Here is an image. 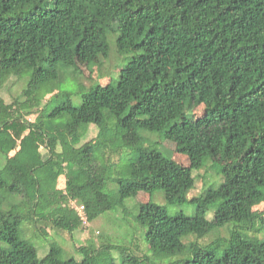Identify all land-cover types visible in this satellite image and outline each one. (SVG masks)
Returning a JSON list of instances; mask_svg holds the SVG:
<instances>
[{
  "label": "trees",
  "instance_id": "obj_1",
  "mask_svg": "<svg viewBox=\"0 0 264 264\" xmlns=\"http://www.w3.org/2000/svg\"><path fill=\"white\" fill-rule=\"evenodd\" d=\"M111 33L119 53H137L116 82L93 85L80 105L41 111L35 122L13 118V108L28 112L38 92L54 89L59 64L80 74L78 61L100 64ZM0 55V151L7 158L0 189L24 196L31 212L5 209L0 199V238L9 245L0 249V264H160L177 257L169 264H264V210L255 209L264 204V0H0ZM12 75L36 83L17 108L1 96ZM200 106L204 113L194 117ZM91 125L98 135L82 144ZM144 132L157 133L162 144L174 141L190 165L165 155ZM124 150L135 154L121 163ZM207 163L220 178L188 199L194 170ZM113 170L117 195L105 190ZM62 175L65 191L54 188ZM138 191L150 195L136 220L151 260L118 247L128 255L117 263L116 246L91 241L78 247L82 260L65 258L56 245L39 258L34 243L20 237L24 217L72 234L84 219L71 201L93 221ZM159 191L167 205L193 203L196 214L156 211ZM226 226L227 238L188 242Z\"/></svg>",
  "mask_w": 264,
  "mask_h": 264
},
{
  "label": "rangeland",
  "instance_id": "obj_2",
  "mask_svg": "<svg viewBox=\"0 0 264 264\" xmlns=\"http://www.w3.org/2000/svg\"><path fill=\"white\" fill-rule=\"evenodd\" d=\"M115 36L116 35L113 33L109 34V53L107 57L100 58V64L91 65L88 61H78L79 66L84 69V73L80 74L71 66L59 64V78L57 84L52 87L54 89H51L52 91L49 92L46 90L40 91V93L38 92L37 96L39 98V103L28 112L25 111L26 108L23 106L18 107L16 110L13 108V118L21 116V119H24L26 123L35 122L38 116L41 117V111L42 113L53 114L57 113L62 106L66 107L65 105L69 102L74 106L80 105L82 103L83 93L93 85H106L114 81L116 82L119 70L130 62L137 53H119L116 47ZM95 60L97 61L98 59ZM5 62V56L0 55V67L3 66ZM33 86H36V83L32 82L31 84H28V75L22 77L12 75L8 78L2 88L1 96L6 103L13 104V106L17 108V105H22L27 97H29L28 94H26V90H31ZM60 93L62 94L59 95ZM22 111L24 113H22ZM194 113V117L202 115L204 113V107L200 106L194 110ZM97 135L98 127L91 125L88 135L82 140V144L94 139ZM144 136L148 138L149 141L157 142L158 148L168 157L177 160L183 165H190L189 157L177 150L174 141L164 140L162 144L163 138L157 133L144 132ZM60 149V146H58V150ZM39 151L44 157L48 154L46 146H40ZM14 152L15 150L12 151V153ZM121 154V163H123L125 158L127 159L129 156H133L135 152L133 150H124ZM117 159L118 158L116 157V160ZM6 162V155L0 151V172L5 168ZM101 165L104 166L105 163L101 162ZM42 174L43 172H41V170L37 172V176H41ZM194 176L195 186L189 190L187 194L188 199L200 195L204 190V187L210 185L212 181H217V179L220 178L211 163H207L201 170H194ZM117 177H119V173L116 170H113L106 181L105 190L114 195H117L119 191V184L116 180ZM65 185L66 177L65 175H62L58 178L54 188L65 191ZM0 199L5 201V209H10L12 205H16L21 214H31L30 205L27 204L26 198L22 195L16 196L9 191L0 189ZM149 199L150 195L149 193L147 194V192H134L118 205V210L107 212L93 221L84 219L83 225L76 229L72 234L66 230L58 231L54 229L51 224L45 223L46 221L42 219H37L35 217V219L32 217L28 219V217H24L19 224L20 237L31 240V242L34 243L39 258L46 256L51 252L52 245H56L65 250V258L74 257L77 260H82L84 256L78 247L88 245L91 241L94 243L95 247L98 248L107 244L116 246V250L113 252V257L117 263H121L126 257L125 255H128L126 253H119L118 247L129 248V250L135 253V255L140 257H150L149 260H151L153 257L146 241V229L142 228L136 220L137 215L139 214V204L141 202H147ZM153 201L156 203V211L163 214L173 215L178 212H184L189 216L196 214V205L189 201L180 204L167 205L165 197L160 191L154 194ZM70 205L77 211L79 216L85 215V212H82L80 209L81 204L76 201H71ZM214 208L215 207H212L206 213L207 218L210 220H213L214 218ZM255 209L263 211L264 204L259 205ZM229 230L230 226L218 228L201 239L196 238V236L189 237L188 242L197 241L202 245L209 244L218 238L229 237ZM8 246V242L5 239L0 238V249ZM177 259L178 257L172 260L176 261ZM169 261L168 259L156 260V262H159L160 264H169Z\"/></svg>",
  "mask_w": 264,
  "mask_h": 264
},
{
  "label": "built area",
  "instance_id": "obj_3",
  "mask_svg": "<svg viewBox=\"0 0 264 264\" xmlns=\"http://www.w3.org/2000/svg\"><path fill=\"white\" fill-rule=\"evenodd\" d=\"M81 211L84 212V206L80 207ZM82 219H86L85 215H81Z\"/></svg>",
  "mask_w": 264,
  "mask_h": 264
}]
</instances>
